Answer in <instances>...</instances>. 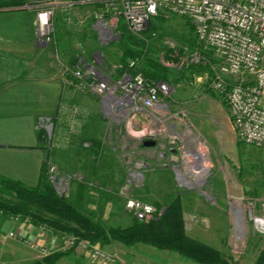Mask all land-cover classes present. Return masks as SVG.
<instances>
[{
    "label": "rangeland",
    "instance_id": "rangeland-1",
    "mask_svg": "<svg viewBox=\"0 0 264 264\" xmlns=\"http://www.w3.org/2000/svg\"><path fill=\"white\" fill-rule=\"evenodd\" d=\"M30 1L42 8L46 4L55 5L52 17L55 40L49 53L58 55L61 62L72 67L66 61L81 53L96 55L97 59L111 65L120 60L119 45L107 44L103 38L99 41L100 36L92 27L105 18L97 8L92 5L70 7L68 3L74 0ZM188 21L180 17L157 19L142 37L135 36L147 44L150 57L171 65L168 68L173 91L165 100L170 112L158 122L157 126L164 132L156 137L157 146L144 147L143 138L129 134L106 114L98 97L67 85L63 86L61 113L41 126L47 133L43 146L48 149V153L45 151L48 173L60 195H65L94 221L107 227L133 224L135 217L126 208L129 199L155 206L159 211L157 219L164 213L159 206L164 207L173 196L180 195L189 236L222 252L230 264H255L264 251V149L238 139L227 104L220 95L207 90L206 75L210 69L199 64L192 68L196 54L191 52L190 42L196 39ZM121 24L124 22L119 21V27ZM153 31L157 38H151ZM165 41L174 43L173 53L165 50ZM128 46L142 50L139 46ZM58 71L63 79L61 68ZM169 114L182 118L177 130L183 133L188 126L206 148L208 173L196 178L197 182L183 179L184 175L192 178L186 163L188 152L181 134L173 138L176 136L171 134V121L166 119ZM146 139L151 137L147 135ZM87 140L96 145L89 148ZM93 152H100L101 162H96ZM80 183H86L83 190ZM2 190L0 188V198L14 200ZM237 201L246 208L245 231L238 232L241 237L237 235L232 214V205ZM17 224L49 236L51 243H39L52 253L59 252L66 241L65 235L40 232L32 223L19 221ZM9 230L10 223L0 216L2 235L22 244L9 238ZM123 247L126 254L122 250L108 251L110 245L100 248L115 257L112 264H197L177 253L152 246ZM72 253L95 264H107L93 260L88 254Z\"/></svg>",
    "mask_w": 264,
    "mask_h": 264
},
{
    "label": "built area",
    "instance_id": "built-area-1",
    "mask_svg": "<svg viewBox=\"0 0 264 264\" xmlns=\"http://www.w3.org/2000/svg\"><path fill=\"white\" fill-rule=\"evenodd\" d=\"M68 4L70 7L101 6L98 10L105 18L97 21L96 28L108 43L120 39L121 20L136 37L148 32L158 17L190 20L197 44L191 50L196 54L192 65L203 63L210 69L206 75L207 90L220 95L227 104L238 139L264 149V0H74ZM54 6L46 4L42 8L27 3L21 7L36 11L37 39L43 47L55 40ZM152 37H158L155 31ZM164 46L165 50L174 52V43L165 41ZM54 57L64 74L66 86L98 97L106 114L129 134L143 139L148 135L155 140L164 132L157 125L162 121L160 117L170 112L165 100L172 94V85L146 78L140 71L139 59L129 60L127 65L122 62L111 65L103 59L91 63L80 56L78 63L71 67L61 62L58 55ZM161 63L171 66L169 62ZM166 119L171 121V134L176 136L173 138L177 139L181 134L187 148L186 163L192 178L184 175L183 179L197 182L196 178L208 173L206 148L188 126L183 133L177 130L182 120L178 114H169ZM126 208L139 221L149 222L159 214L155 206L136 199H129ZM9 220L32 223L29 218L20 216ZM38 227L40 232L53 233L46 226ZM65 236L66 241L59 252L73 250L88 254L96 261L115 262V257L98 245L74 235ZM9 238L17 239L40 253L42 258L52 254L38 240L23 237L18 232H10Z\"/></svg>",
    "mask_w": 264,
    "mask_h": 264
},
{
    "label": "crops",
    "instance_id": "crops-1",
    "mask_svg": "<svg viewBox=\"0 0 264 264\" xmlns=\"http://www.w3.org/2000/svg\"><path fill=\"white\" fill-rule=\"evenodd\" d=\"M35 22L36 11L0 12V179L19 181L28 187L38 185L45 162L43 141L39 138L41 126L61 113L63 86H66L59 74L58 62L49 53L51 45L43 47L38 43ZM92 27L101 41L96 25ZM58 41L62 39L58 37ZM80 56L91 63L97 59L96 55L81 53L66 62L74 66ZM2 219L10 223L9 233L18 232L44 244L51 241L49 236H42L34 228ZM0 234V264H33L42 259L40 253L7 239L8 235H2L1 231ZM120 250L126 254L125 247L116 242L108 248L114 253ZM56 264L95 263L72 253Z\"/></svg>",
    "mask_w": 264,
    "mask_h": 264
},
{
    "label": "trees",
    "instance_id": "trees-1",
    "mask_svg": "<svg viewBox=\"0 0 264 264\" xmlns=\"http://www.w3.org/2000/svg\"><path fill=\"white\" fill-rule=\"evenodd\" d=\"M30 2V0H0V12L21 9ZM95 7L98 9L101 6ZM164 18L158 17L157 19ZM188 22L191 30L194 31L191 21ZM119 32L120 39L117 44L122 52L120 62L127 65L129 60L139 59L141 61L140 71L146 78L171 84V69L148 55L147 44L129 33L125 24H121ZM130 44L142 47V50H134L128 46ZM190 47L192 50L197 47L196 40L190 42ZM194 65L198 64L191 65L192 68ZM199 65L204 68L203 63ZM187 68L190 67L187 66ZM39 138L41 141L47 139L45 130L40 131ZM85 143L89 144V148L96 145V142L89 140ZM239 146L242 147V144ZM44 150L48 153L46 147ZM99 153L93 152L96 162H101ZM46 162L47 157L36 187H28L19 181L10 179H0L4 194L14 198L12 201L0 198V215L2 217L5 219L19 216L29 218L33 225L46 226L56 235H74L104 248L115 242L126 247L144 244L161 251L177 253L197 264H230L222 252L187 234L184 207L180 195L173 196L172 200L164 207L159 206L164 209V213L155 220L141 222L134 219L133 224L128 227H107L100 221H94L65 195L58 193L50 179ZM92 174L95 177L94 168ZM85 184H79L82 190L85 188ZM72 252L73 250L52 253L33 264H56L61 258ZM255 264H264V251L261 252Z\"/></svg>",
    "mask_w": 264,
    "mask_h": 264
},
{
    "label": "bare ground",
    "instance_id": "bare-ground-1",
    "mask_svg": "<svg viewBox=\"0 0 264 264\" xmlns=\"http://www.w3.org/2000/svg\"><path fill=\"white\" fill-rule=\"evenodd\" d=\"M206 169V168H205ZM232 214L234 216V223L237 231L238 237H241V233L245 231V214L246 208L241 204L240 201H237L232 205Z\"/></svg>",
    "mask_w": 264,
    "mask_h": 264
},
{
    "label": "water",
    "instance_id": "water-1",
    "mask_svg": "<svg viewBox=\"0 0 264 264\" xmlns=\"http://www.w3.org/2000/svg\"><path fill=\"white\" fill-rule=\"evenodd\" d=\"M142 144L144 147L151 148V147H156L157 146V141L153 139H144L142 140Z\"/></svg>",
    "mask_w": 264,
    "mask_h": 264
}]
</instances>
